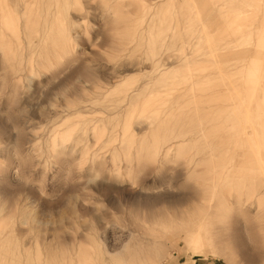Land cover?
<instances>
[{"label":"rangeland","instance_id":"374dc122","mask_svg":"<svg viewBox=\"0 0 264 264\" xmlns=\"http://www.w3.org/2000/svg\"><path fill=\"white\" fill-rule=\"evenodd\" d=\"M263 33L264 0H0V264H264Z\"/></svg>","mask_w":264,"mask_h":264},{"label":"bare ground","instance_id":"6f19581e","mask_svg":"<svg viewBox=\"0 0 264 264\" xmlns=\"http://www.w3.org/2000/svg\"><path fill=\"white\" fill-rule=\"evenodd\" d=\"M263 30V29H262ZM264 34V33H263ZM261 37H262V35H261ZM261 42H264L263 40L261 41ZM259 44V43H258ZM264 44V43H263ZM259 46V45H258ZM260 47H262V46H260ZM260 64V63H259ZM257 66H259V65H257ZM126 67H127V65H126ZM253 67V66H252ZM255 67V66H254ZM256 68V67H255ZM128 69V68H127ZM252 91V90H251ZM250 93V92H249ZM260 104V103H259ZM264 108V107H263ZM262 108V109H263ZM256 116H258V115H256ZM261 117V116H260ZM45 264H63V263H61V262H58V261H56V260H49L47 263H45Z\"/></svg>","mask_w":264,"mask_h":264}]
</instances>
